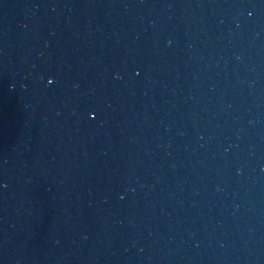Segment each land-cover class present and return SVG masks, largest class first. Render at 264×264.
I'll use <instances>...</instances> for the list:
<instances>
[{
    "label": "water",
    "instance_id": "1",
    "mask_svg": "<svg viewBox=\"0 0 264 264\" xmlns=\"http://www.w3.org/2000/svg\"><path fill=\"white\" fill-rule=\"evenodd\" d=\"M237 115L264 236V0H199Z\"/></svg>",
    "mask_w": 264,
    "mask_h": 264
}]
</instances>
